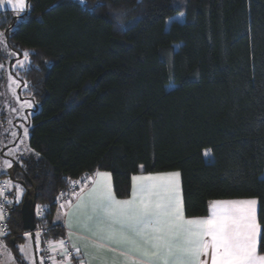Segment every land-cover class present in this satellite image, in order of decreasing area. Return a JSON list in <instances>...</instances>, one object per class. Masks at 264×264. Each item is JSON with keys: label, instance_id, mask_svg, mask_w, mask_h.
<instances>
[{"label": "trees", "instance_id": "16d2710c", "mask_svg": "<svg viewBox=\"0 0 264 264\" xmlns=\"http://www.w3.org/2000/svg\"><path fill=\"white\" fill-rule=\"evenodd\" d=\"M27 3L21 16L1 11L0 29L13 61L30 53L12 74L37 103V156L12 174L45 208L35 231L48 227L44 245L66 238L57 200L85 173L110 171L125 198L133 174L179 170L187 216H206L217 199H257L264 253V0ZM22 205L13 200L5 235L19 260Z\"/></svg>", "mask_w": 264, "mask_h": 264}, {"label": "snow or ice", "instance_id": "6c2138e0", "mask_svg": "<svg viewBox=\"0 0 264 264\" xmlns=\"http://www.w3.org/2000/svg\"><path fill=\"white\" fill-rule=\"evenodd\" d=\"M5 2L18 12L28 6L26 0H0V5ZM0 43L7 46L5 33H0ZM22 56L17 65L27 67L30 53L24 51ZM17 83L13 79V84ZM12 90L15 93V88ZM26 104L32 106L31 102ZM24 134H28L27 129ZM4 163L10 167L12 162ZM180 175L170 172L133 176L130 198L118 199L111 174L98 172L91 188L72 193L75 204L69 200L61 207L71 206L72 211L66 214L68 236L79 241L88 256L79 264H93V260L96 264H264L258 245L257 200L213 201L210 216L188 218ZM3 192L0 188V195ZM4 216V205L0 204V220ZM49 247L52 252L62 251L71 264L63 239L49 242ZM72 247L77 253L82 250L75 242ZM21 251L28 255L26 249ZM103 252L113 253V258L100 255Z\"/></svg>", "mask_w": 264, "mask_h": 264}, {"label": "rangeland", "instance_id": "374dc122", "mask_svg": "<svg viewBox=\"0 0 264 264\" xmlns=\"http://www.w3.org/2000/svg\"><path fill=\"white\" fill-rule=\"evenodd\" d=\"M174 2L181 7H184L186 4V0H174ZM5 4L6 8L3 10H11L15 15L21 16L31 11V6L28 5L27 0L26 4L28 6L23 12H18L6 2ZM182 17L183 14L180 13L173 18L182 19ZM171 19L172 18H169L167 20V27L169 26ZM120 23L125 25L127 22L123 20ZM0 33L5 32L0 29ZM6 45L7 46L5 47V44L0 43V50L5 57V61L0 64L2 65V67H0V177L4 176V174L16 173V161L21 162L23 158L37 156L30 147L29 139L31 126L28 125L30 115H32L33 110H35V104L37 103H34L31 98L27 97L28 95H31L28 85L21 86L20 80L12 74V72L23 69L24 67L22 68L17 65V60L13 61V58L17 55L8 47L7 41ZM12 61L13 65H11ZM13 79L18 81V83L13 84ZM20 87L21 93L19 94ZM13 88H15V93L12 90ZM26 102H31L32 106L28 107ZM25 129H27V135L24 134ZM206 152L209 154L205 155ZM204 155L206 159H210V150L206 149ZM6 160L12 162L10 167L5 165L4 161ZM13 174L12 177L5 176L4 179H6V181H11V184H8V191L11 194L10 197L13 200H16L17 204H22L26 195V189L19 181L13 178ZM262 177H264V172ZM21 188L23 189L22 194L20 193ZM63 193L64 192L60 194L58 199L61 198ZM64 203L60 204V207H57L56 210L61 208ZM36 212L40 217H43L44 212L46 211L45 208L42 207H40L38 211V208L36 207ZM59 224L63 226L62 223ZM37 233L39 234L38 237ZM37 233L35 235V246L33 240L29 238H27L25 243L18 244V251L22 257V260H19L14 254L13 249L8 245L6 237L2 240L1 237L4 236V229L0 223V264H33V259L34 264H44V242L40 237V233ZM27 234L29 233H26V236ZM22 248L26 249L27 256L21 251Z\"/></svg>", "mask_w": 264, "mask_h": 264}, {"label": "built area", "instance_id": "2783aa9c", "mask_svg": "<svg viewBox=\"0 0 264 264\" xmlns=\"http://www.w3.org/2000/svg\"><path fill=\"white\" fill-rule=\"evenodd\" d=\"M94 173L87 172L85 173L81 178L74 180L68 190H66L60 199L57 201V207H60V204H63L66 201L71 200L75 196L72 195V193H78L81 189H84L92 180ZM0 188L4 189L3 195H0V204L4 205V211L5 216L4 219L1 220V226L4 229V235L8 234V224L7 220L10 216V209L13 203V200L9 196V191L7 184L4 180L0 181ZM6 198V199H5ZM10 201V203H9ZM48 231V227H41L37 230L39 233H45ZM65 246L68 248L69 255L72 257L71 264H79L82 258L77 260V252L75 249L71 246V244L68 242V239H64ZM44 263L45 264H68V258L64 255V253L60 250H57L56 252H52L49 243H45L44 249Z\"/></svg>", "mask_w": 264, "mask_h": 264}, {"label": "crops", "instance_id": "0c3cea01", "mask_svg": "<svg viewBox=\"0 0 264 264\" xmlns=\"http://www.w3.org/2000/svg\"><path fill=\"white\" fill-rule=\"evenodd\" d=\"M6 8V4L4 3L3 5H0V12L3 11V9ZM5 11V10H4ZM98 172H108L111 174V183H112V186H113V190H114V193H115V189H114V182H113V176H112V173L108 170H97L94 172L93 174V178L91 180V182L84 188L85 191H87L89 188L92 187V181L94 179H98V177L96 176V173ZM170 172H179V170H169V171H161V172H139V173H136V174H133V176H137V175H149V174H157V173H170ZM1 174V173H0ZM132 176V177H133ZM5 182H6V179H3ZM1 181V180H0ZM131 191H132V186H133V180H131ZM7 187H8V184H7ZM180 187H181V193H182V199H183V205H184V198H183V189H182V181H181V175H180ZM81 191V190H80ZM10 193V192H9ZM11 195V194H10ZM116 197L118 199H127V198H130L131 194L128 196V197H125V198H121V197H118L117 194L115 193ZM12 199V198H11ZM246 199H255V198H239V199H217V200H213V201H229V200H246ZM13 200V199H12ZM257 200V199H256ZM16 201V200H15ZM70 201H72L73 204H75L76 202V197L72 198ZM210 202V205H209V213L206 215V216H202V217H208L211 215V204L212 202ZM66 204V202L64 203V205ZM257 222L258 224L260 225L259 223V220H258V200H257ZM72 211V208L71 206H65V207H61V208H58L56 211H55V214H54V217H53V222L54 223H62L63 226H64V229H65V237L68 239V242L71 244V246L73 245V243H77L80 247H81V252L80 253H77L78 256H81L83 260H87L88 259V256L87 254L85 253V251L83 250V245L80 244L79 241H74L72 238H70L68 236V232H69V229L67 227V220H68V216L66 215L67 213L71 212ZM184 213H185V216L188 217V218H202V217H190V216H187L186 215V212H185V205H184ZM1 223V222H0ZM75 230V229H74ZM26 233H29V232H25V240L21 243H25L27 238L29 239H32L31 237V234H27L26 236ZM260 235H261V226H260ZM260 235L258 237V245H259V242H260ZM5 237V235L2 238ZM0 238V239H1ZM65 238V239H66ZM51 241H59V240H51ZM51 241H47L48 243L51 242ZM5 242V241H4ZM34 244V242H33ZM20 245V244H19ZM35 246V244H34ZM260 251V250H259ZM261 253V252H260ZM261 254H264V253H261ZM100 255L102 256H105L109 259H112L113 258V253L111 252H103V253H100ZM93 264H96L95 260H93Z\"/></svg>", "mask_w": 264, "mask_h": 264}, {"label": "water", "instance_id": "95a60500", "mask_svg": "<svg viewBox=\"0 0 264 264\" xmlns=\"http://www.w3.org/2000/svg\"><path fill=\"white\" fill-rule=\"evenodd\" d=\"M36 109L37 107L35 108V110ZM21 214H22L23 228L26 232H29L31 234L32 240L35 244V235H36L35 231L37 228L35 203L29 197L28 191L23 201V205L21 208Z\"/></svg>", "mask_w": 264, "mask_h": 264}]
</instances>
